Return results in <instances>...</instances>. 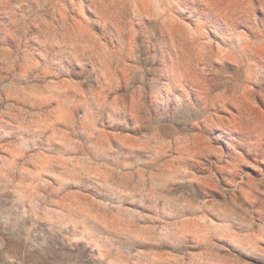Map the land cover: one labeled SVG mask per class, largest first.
Here are the masks:
<instances>
[{
	"label": "rangeland",
	"instance_id": "374dc122",
	"mask_svg": "<svg viewBox=\"0 0 264 264\" xmlns=\"http://www.w3.org/2000/svg\"><path fill=\"white\" fill-rule=\"evenodd\" d=\"M0 264H264V0H0Z\"/></svg>",
	"mask_w": 264,
	"mask_h": 264
}]
</instances>
